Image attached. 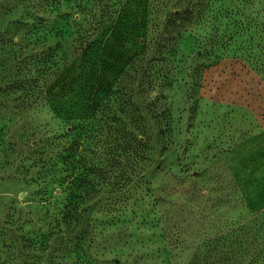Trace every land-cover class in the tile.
I'll use <instances>...</instances> for the list:
<instances>
[{
	"label": "rangeland",
	"instance_id": "obj_1",
	"mask_svg": "<svg viewBox=\"0 0 264 264\" xmlns=\"http://www.w3.org/2000/svg\"><path fill=\"white\" fill-rule=\"evenodd\" d=\"M0 264H264V0H0Z\"/></svg>",
	"mask_w": 264,
	"mask_h": 264
},
{
	"label": "trees",
	"instance_id": "obj_2",
	"mask_svg": "<svg viewBox=\"0 0 264 264\" xmlns=\"http://www.w3.org/2000/svg\"><path fill=\"white\" fill-rule=\"evenodd\" d=\"M131 141L133 142V144H136V143H137V144H140V145H141V144L144 143L143 141H140V140H138L137 138L132 139Z\"/></svg>",
	"mask_w": 264,
	"mask_h": 264
}]
</instances>
